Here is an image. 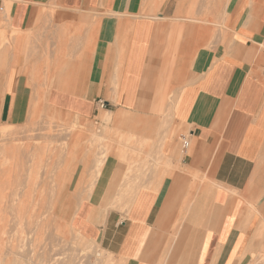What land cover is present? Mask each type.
<instances>
[{"label":"crops","instance_id":"obj_1","mask_svg":"<svg viewBox=\"0 0 264 264\" xmlns=\"http://www.w3.org/2000/svg\"><path fill=\"white\" fill-rule=\"evenodd\" d=\"M142 1L0 0V124L33 112L38 86L28 72L41 60L33 43L22 52L15 43L41 25L44 10L56 5L58 26L96 19L73 83L43 85V106L77 119L108 106L165 121L157 173L169 174L136 191L122 217L106 206L125 169L114 163L70 227L124 264H262L254 259L264 241V0H235L214 46L208 31L177 18L184 0H166L154 16L140 14ZM193 176L209 180L206 201H188Z\"/></svg>","mask_w":264,"mask_h":264},{"label":"rangeland","instance_id":"obj_2","mask_svg":"<svg viewBox=\"0 0 264 264\" xmlns=\"http://www.w3.org/2000/svg\"><path fill=\"white\" fill-rule=\"evenodd\" d=\"M142 2L140 14L153 16L168 4L166 0ZM234 2L184 0L180 2L183 11L176 16L208 31L207 44L214 46L223 35ZM55 7L51 3L41 25L15 43L21 52L24 45L33 43L41 66L35 73L28 72L31 85L38 86L28 108L34 106L33 112L15 114L14 123H5L12 125L11 131L0 133V264H124L105 245L81 237L70 221L80 203L98 199L114 175L106 173L114 163L125 167L124 175L122 180L121 175L117 177L106 206L122 217L136 191L169 174L159 173L165 166L159 157V143L166 123L108 106L91 119H77L43 106L42 86L66 88L67 77L73 83L75 64L90 52L81 48L91 42L97 26L96 19L89 25H55ZM76 47L81 54L74 58ZM103 112L110 114L108 123L102 120ZM71 123L83 127L72 130ZM78 135L79 144L74 146ZM92 135L98 138L92 139ZM193 182L188 201H206L209 180L193 176ZM111 203L116 209L110 208ZM186 212L182 210L179 217L185 218ZM261 249L254 262L264 264V241Z\"/></svg>","mask_w":264,"mask_h":264},{"label":"bare ground","instance_id":"obj_3","mask_svg":"<svg viewBox=\"0 0 264 264\" xmlns=\"http://www.w3.org/2000/svg\"><path fill=\"white\" fill-rule=\"evenodd\" d=\"M108 13V12H107ZM110 13V12H109ZM190 14H191V12H190ZM111 15H113V14H111ZM193 15V14H192ZM114 17V16H113ZM153 19V18H152ZM129 29V28H128ZM131 30V29H130ZM116 78V77H115ZM118 83V82H117ZM115 86V85H114ZM116 91V90H115ZM104 113V112H103ZM103 113H101V117H102V120H103V122H107L108 123V121L110 120V114L108 113V112H105L104 114ZM103 114V115H102ZM79 125V124H78ZM78 125H76L75 123H71L70 124V126H71V129L72 130H77L78 128H79V126ZM12 127V125H10V124H0V133L1 134H6V133H8L9 132V130L11 131V128ZM81 127H83V125H80V128H79V130L81 129ZM164 129H165V127H166V125L165 126H162ZM168 130V129H167ZM78 134V133H77ZM81 134V136H82V132L80 133ZM166 134V133H165ZM7 135V134H6ZM1 136H3V135H1ZM97 135H95V136H91V138L93 139H96V138H98V137H96ZM100 137V136H99ZM78 139H80V137H79V135L78 136H75V138H74V146H76V145H78L79 144V141H78ZM91 139V140H92ZM106 139V138H105ZM90 140V141H91ZM141 140V139H140ZM139 140V141H140ZM137 142H138V140H136ZM144 141V140H143ZM143 141H142V143H143ZM100 143V142H99ZM139 143V142H138ZM140 143H141V141H140ZM133 150V149H132ZM166 166H168L167 164H166ZM214 184V183H213ZM63 186V185H62ZM61 192V191H60ZM118 196L119 195H117V198H118ZM120 196H121V194H120ZM119 196V197H120ZM122 196H123V194H122ZM121 199H122V197H121ZM121 199H119V201H122ZM114 200H116V199H114ZM119 201H117V204L119 203ZM113 203H116V202H113ZM119 205V204H118ZM122 205V204H121ZM115 206V205H114ZM115 208V207H113V205H112V203H111V206H110V208ZM121 207V206H120ZM124 207V206H123ZM123 207H122V209H123ZM116 209V208H115ZM117 209H119V207H117ZM21 214V213H20ZM72 228V227H71ZM73 229V228H72ZM74 230V229H73ZM75 231V230H74ZM110 255V254H109ZM106 259V258H105ZM102 260V259H101ZM114 260V259H113ZM112 261V260H111ZM105 263V262H104ZM107 263L108 264H112V262L110 263V262H108L107 261ZM106 263V264H107Z\"/></svg>","mask_w":264,"mask_h":264},{"label":"built area","instance_id":"obj_4","mask_svg":"<svg viewBox=\"0 0 264 264\" xmlns=\"http://www.w3.org/2000/svg\"><path fill=\"white\" fill-rule=\"evenodd\" d=\"M183 145L186 147L187 146V141H184L183 142Z\"/></svg>","mask_w":264,"mask_h":264}]
</instances>
